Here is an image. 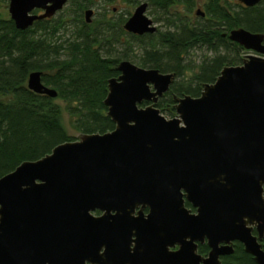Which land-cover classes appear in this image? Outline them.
Masks as SVG:
<instances>
[{"label":"water","instance_id":"95a60500","mask_svg":"<svg viewBox=\"0 0 264 264\" xmlns=\"http://www.w3.org/2000/svg\"><path fill=\"white\" fill-rule=\"evenodd\" d=\"M67 3L9 0V13L26 30ZM147 9H134L127 32L157 30ZM229 37L252 53L200 96L175 97V117L157 107L174 74L123 60L104 101L112 131L82 134L1 177L0 264H222L237 241L264 264V34L240 27ZM42 76L30 72L28 87L57 97Z\"/></svg>","mask_w":264,"mask_h":264},{"label":"trees","instance_id":"16d2710c","mask_svg":"<svg viewBox=\"0 0 264 264\" xmlns=\"http://www.w3.org/2000/svg\"><path fill=\"white\" fill-rule=\"evenodd\" d=\"M144 2L164 16L165 29L157 27L144 35L125 30L131 9L140 0H68V8L58 17L35 21L26 30H19L10 17L0 16V178L24 161L38 160L57 145L77 140L67 130L58 99L81 134L112 131L116 124L104 101L109 79L120 75L121 61L174 74L170 90L159 98L157 107L176 116L175 97H198L203 85L215 82L224 67L242 64L249 51L230 39L233 29L264 34V0L252 7L237 0ZM96 3L113 5L112 11L123 7L124 12L111 17L101 13L95 22L92 18L87 23L85 10ZM62 30H70L71 35L59 42L57 34ZM119 47L123 50L116 54ZM32 71L43 72L42 81L58 91L57 97L28 87ZM234 247L222 264H257L241 242ZM209 250L206 243L199 244L201 255Z\"/></svg>","mask_w":264,"mask_h":264},{"label":"rangeland","instance_id":"374dc122","mask_svg":"<svg viewBox=\"0 0 264 264\" xmlns=\"http://www.w3.org/2000/svg\"><path fill=\"white\" fill-rule=\"evenodd\" d=\"M141 2H144V0H140ZM8 2L7 0L3 1L2 4L0 5V16L2 17H10V13H9V6H8ZM115 4V3H114ZM116 5V4H115ZM139 4L135 5L132 9H131V13H133L134 9L138 6ZM69 6V3H67L64 8L59 11L53 18H56L58 17V15L64 10V9H67ZM113 5H107V4H104V3H96V4H93L91 6V8L93 9L94 11V14L92 16L93 18V22H95L96 19H98L100 17V14L101 13H105L106 16L108 17H111V16H118L120 15L122 12H124V8L123 7H115V10L112 11V9L114 7H112ZM197 9V8H196ZM147 15L149 17H151L153 20H154V23L156 24V26L158 28H161V29H165L166 28V23L167 21L165 20L164 16L161 15L160 11L155 8L154 6L152 5H149L148 6V9H147ZM125 16H129L128 14H125ZM156 19H158L156 21ZM59 35V36H58ZM71 35V31L70 30H62L60 33L57 34V38L59 39V42L60 41H63L67 38H69V36ZM56 38V39H57ZM54 39V40H56ZM123 50L122 47H119V50L116 52V54L118 53H121ZM249 53H252L251 51L248 52ZM202 54V52H198L197 55L200 56ZM196 60L199 61V58H197V56L194 57ZM137 64V63H136ZM57 102H59L62 107L64 108L63 109V121L67 127V130L69 132L70 135L74 136L75 138L79 139L82 134L78 131H76L74 128H73V125H72V121H71V118H70V115L69 113L67 112V110L65 109V103L62 102L61 100H57ZM167 118H173L175 116H169L168 114L166 113H163Z\"/></svg>","mask_w":264,"mask_h":264},{"label":"flooded vegetation","instance_id":"af4514ba","mask_svg":"<svg viewBox=\"0 0 264 264\" xmlns=\"http://www.w3.org/2000/svg\"><path fill=\"white\" fill-rule=\"evenodd\" d=\"M3 1H5V0H0V5L2 4V2ZM7 2L9 3V0H7ZM241 3V2H240ZM242 4V3H241ZM8 6H9V4H8ZM35 13H38V14H41V13H43L44 11L43 10H40V9H38V10H35L34 11ZM11 18V17H10ZM207 244V243H206ZM176 248H178V247H176ZM209 253V252H208ZM204 256H206V255H204ZM221 258H223V257H221Z\"/></svg>","mask_w":264,"mask_h":264},{"label":"bare ground","instance_id":"6f19581e","mask_svg":"<svg viewBox=\"0 0 264 264\" xmlns=\"http://www.w3.org/2000/svg\"><path fill=\"white\" fill-rule=\"evenodd\" d=\"M87 9H89V8H87ZM87 9H86V10H87ZM91 9H92V8H91ZM86 10H85V11H86Z\"/></svg>","mask_w":264,"mask_h":264}]
</instances>
